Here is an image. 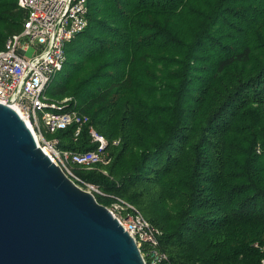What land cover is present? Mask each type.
Listing matches in <instances>:
<instances>
[{"label":"trees","instance_id":"16d2710c","mask_svg":"<svg viewBox=\"0 0 264 264\" xmlns=\"http://www.w3.org/2000/svg\"><path fill=\"white\" fill-rule=\"evenodd\" d=\"M88 7L46 96L72 98L67 111L90 119L78 138L77 125L56 133L60 148L95 150L93 127L111 162L74 172L101 205L122 199L142 213L162 264H262L264 0ZM26 19L18 0H0V51Z\"/></svg>","mask_w":264,"mask_h":264},{"label":"water","instance_id":"95a60500","mask_svg":"<svg viewBox=\"0 0 264 264\" xmlns=\"http://www.w3.org/2000/svg\"><path fill=\"white\" fill-rule=\"evenodd\" d=\"M0 264H147L135 239L0 103Z\"/></svg>","mask_w":264,"mask_h":264},{"label":"built area","instance_id":"2783aa9c","mask_svg":"<svg viewBox=\"0 0 264 264\" xmlns=\"http://www.w3.org/2000/svg\"><path fill=\"white\" fill-rule=\"evenodd\" d=\"M18 4L27 12V19L22 33L11 37L0 51V103L11 106L22 116L38 146L70 180L94 195L100 194L97 188L82 181L74 166L92 170L99 164L109 165L110 142L91 127L95 150L78 153L61 149L54 135L77 125L78 138L90 119L67 111L72 98L51 101L46 96L64 68L66 45L89 25L88 0H18ZM119 144L120 140L113 142L115 146ZM107 208L135 239L147 264L168 260L160 250L159 231L133 205L116 199ZM260 249L264 252V247Z\"/></svg>","mask_w":264,"mask_h":264},{"label":"rangeland","instance_id":"374dc122","mask_svg":"<svg viewBox=\"0 0 264 264\" xmlns=\"http://www.w3.org/2000/svg\"><path fill=\"white\" fill-rule=\"evenodd\" d=\"M30 56V55H29ZM62 75H59L58 77H56L55 79H54V81L51 83V86L52 87H54V86H56V84L57 83H59L61 80H62ZM88 190V189H87Z\"/></svg>","mask_w":264,"mask_h":264}]
</instances>
